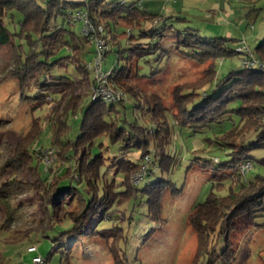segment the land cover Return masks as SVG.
<instances>
[{"label": "rangeland", "instance_id": "rangeland-1", "mask_svg": "<svg viewBox=\"0 0 264 264\" xmlns=\"http://www.w3.org/2000/svg\"><path fill=\"white\" fill-rule=\"evenodd\" d=\"M126 1L128 4L138 2L142 11L154 15L155 19L146 16L139 21L120 20L116 31L118 43L105 57L102 70L110 73L128 66L130 52L127 47L131 31L132 41L140 42L145 48L161 43V50L145 55L137 64L132 63L134 71L136 66L138 68V77L133 78L130 85L141 101L146 102L150 97L161 101L167 109L166 118L171 128L174 125L172 114L176 113L175 92L188 94L196 90L200 95L196 104L204 102L206 96L218 95L225 87L221 83L243 68L242 55L232 53L242 46L257 52L264 41V0H230L229 10L224 7V0ZM217 2L222 7L213 10ZM218 18H223L224 22H219ZM58 21L62 23V18ZM71 30L84 45L79 61L81 68H84L94 61L96 44L85 40L82 23L72 25ZM152 33L157 35L153 36ZM143 34L146 36H140ZM188 34L192 35L189 36L191 41L186 39ZM261 34L262 37H259ZM180 37L182 44L178 43ZM198 40L215 41L226 50L215 60L212 83L200 89L193 87H197L200 81L210 79L211 61L196 59L201 52L193 48L192 43ZM163 49L166 50L165 54L162 53ZM69 54L63 50L58 58ZM13 58V48L0 49V264H33L34 257L46 258L52 251L43 264H209L210 256L215 255L217 259L218 255L210 252L213 246L219 254L226 248L224 238L217 243L221 226L217 225L213 230L208 225L193 227L189 217L211 192L224 196L231 186L230 178H219L224 173L230 174L231 170L216 168L231 159L228 153L237 149L223 146L222 138L238 122L233 110L240 102L232 103L228 115L201 130L175 127L169 144L164 145L156 157L152 156V162L157 164L162 152H165L174 157L172 160L175 163L164 176L159 170L153 176H146L137 188L142 189L163 176L171 180L173 189L181 191L174 194L166 192L159 217L149 216L147 199L140 196L137 198L139 200L120 205L108 220L96 226L92 222L82 235L54 242L60 233L68 230L71 222L60 221L65 211L61 210L54 218L55 229L49 228L48 213L40 201V186H36L38 174L30 169L25 146L36 139L30 151L34 160L41 163V169L49 171L51 180L65 173L67 163L55 155L59 150L55 146V130L63 133L67 129L58 122L63 116V104L51 114L47 108L34 110L32 102L41 93L33 86L22 90L17 79L11 75ZM77 64L64 58L50 71L53 79L65 77L81 85L79 93L83 95L82 103L76 116H69L70 129L66 140H75L79 136L82 119L92 103L94 91L95 73L89 72L93 84L88 83L85 81L86 73L78 70ZM123 102L125 106H117L119 113L112 115L113 120L124 125V121L148 123L149 112L134 110L136 99L132 95L127 94ZM33 120L39 121L33 125ZM42 129L44 132L38 138ZM245 138L246 156L253 166L244 173L243 181L250 182L257 174L264 173L258 164L264 158V142L256 138L255 130L247 131ZM235 142L238 143L239 139ZM99 143L106 147L109 145L105 138L97 140L94 154L101 152ZM112 149L115 151L117 146H112ZM132 159L138 160L142 166L146 165L141 160L140 152H134ZM169 160L166 158L165 161ZM206 161L210 164L206 165ZM147 165V169H154L151 162ZM74 179L79 181V177L74 176ZM219 184H222L221 191L216 188ZM255 225L250 227L245 220L240 221L238 231L232 236L234 252L228 264H264V217L259 216ZM216 264L226 262L224 258H219Z\"/></svg>", "mask_w": 264, "mask_h": 264}, {"label": "trees", "instance_id": "trees-1", "mask_svg": "<svg viewBox=\"0 0 264 264\" xmlns=\"http://www.w3.org/2000/svg\"><path fill=\"white\" fill-rule=\"evenodd\" d=\"M79 10L85 11L95 26L104 27L110 47L108 53H111L112 46L118 43L119 37L116 31L120 20L139 21L146 16L155 17L142 11L138 2L128 4L126 0H90L84 3L61 0H0V49L9 46L14 49L12 60L14 69L11 75L17 79L22 90L27 86H33L40 91L39 97L32 102L34 110L47 108L51 114L57 106L63 104L61 108L63 116L58 122L67 129L63 133L55 130L57 138L55 146L59 148L55 155L67 163L65 173L51 180L49 171L41 169V163L34 160L30 151L31 144L33 145L36 139L25 146L30 158V169L38 174L36 186H40L38 189L42 198L40 201L48 213L49 228L55 229L54 218L58 217L61 210L65 211L60 221L71 222L68 230L60 233L54 242L66 237L82 235L92 222L96 226L108 220L120 205L139 200L137 198L140 196H145L147 199L149 216L159 217L162 199L166 192L174 194L175 191L177 193L181 191L173 189L171 180L163 177L173 167L174 157L162 152L156 164L152 162V156L156 157L158 151L169 144L175 127L201 130L228 115L232 103L240 102L233 110L238 116V122L222 138L223 146L237 149L228 153L231 159L216 168V170H231L230 174L224 173L219 177L230 178L231 186L224 196L211 192L206 201L198 204L189 217L193 227L199 224L208 225L213 230L215 226H221L217 243L224 238L226 248L219 254L213 246L210 254L215 252L218 257L216 256V259L215 255L210 256L209 264L213 262L216 264L219 258H224L228 264L234 252L232 236L238 231L240 221L243 219L247 226L253 227L256 226L255 220L259 216L264 217V173L257 174L250 182H245L244 174L240 172V165L243 162H250V158L246 156L247 147L244 146L247 131L255 130L256 138L264 142V74L256 68L249 69L243 66L240 71L231 74L221 83L225 84V87L218 95L206 96V100L200 104H196L200 96L196 90L188 94L175 92L176 113L172 114L174 125L171 128L166 118L167 109L161 101L154 97L147 98V103L141 101L134 95V88L130 85L132 79L138 77V68L136 66L134 71L132 63L137 64L145 55L161 50V43L155 47L145 48L140 42L132 41L131 31L127 47L130 52L128 66L110 72V82L126 90L128 95L136 99L134 110L142 109L144 112H149L148 123L124 121L126 125L119 124L113 120L112 115L119 113L117 106L124 107V102L106 103L92 100L84 113L79 136L75 140H66L70 129L69 116L71 114L76 116V111L82 103L83 95L79 93L81 85L65 77L53 79L50 77V71L64 58L73 60L78 63V70L86 73L85 81L91 83L89 71L86 67L81 68L79 64L84 45L81 38L71 30L73 24L70 18ZM59 18H62V23H59ZM152 35L156 36L157 33ZM186 36V39L191 41L189 36L192 35ZM85 40L91 42L87 37ZM182 42L180 37L178 43L182 44ZM192 45L201 52L196 57L197 60L211 61L210 79L200 81L196 84L197 87H193L200 89L212 83L215 75V60L226 50L215 41L198 40ZM63 50H67L70 54L58 58ZM162 53L165 54L166 50L163 49ZM232 54L240 55L237 51ZM254 54L258 59L264 60V41ZM39 120H33V125ZM43 132L44 129L39 131L38 138ZM102 138L107 139L109 145L106 147L99 143L101 152L94 154L93 148L97 140ZM238 139L239 142H235ZM112 146H117V149L114 151ZM105 152L108 154L105 155ZM134 152H140L143 164L147 165L145 162L147 156L151 158L150 162L154 169H148L147 176L155 175L158 170L163 175L142 189H138V184L132 182V176L142 167L138 160L132 159ZM166 158L171 160L165 161ZM209 164V161H206V165ZM258 164L264 170V158ZM74 176L79 177V181L75 180ZM216 188L221 191L222 184L217 185ZM52 253L53 251L46 258L43 257L45 262Z\"/></svg>", "mask_w": 264, "mask_h": 264}, {"label": "built area", "instance_id": "built-area-1", "mask_svg": "<svg viewBox=\"0 0 264 264\" xmlns=\"http://www.w3.org/2000/svg\"><path fill=\"white\" fill-rule=\"evenodd\" d=\"M70 22L75 25L77 23L83 24V35L94 41L96 44V51L94 53V61L86 66V69L95 73L94 87L92 93L93 101H104L106 103H120L126 100L127 94L121 89L114 87V84L110 82V73L103 72V62L107 53L110 50L108 39L105 37V29L101 26H95L85 11L79 10L73 13L70 18ZM237 52L242 55V65L249 69H258L264 74V60H260L256 57L246 46L239 47ZM53 154V151H51ZM151 158L147 156L145 162L149 163ZM252 167L251 163H244L240 165V172L246 173L248 169ZM147 165H143L141 170L132 176V182L139 184L147 176ZM44 259L40 256H36L33 259V264H43Z\"/></svg>", "mask_w": 264, "mask_h": 264}, {"label": "crops", "instance_id": "crops-1", "mask_svg": "<svg viewBox=\"0 0 264 264\" xmlns=\"http://www.w3.org/2000/svg\"><path fill=\"white\" fill-rule=\"evenodd\" d=\"M61 1H66V2H71V3H84V2H88V1H90V0H61ZM214 2L216 1V0H213ZM225 1V6L224 7H226V9L227 10H229L230 9V0H224ZM240 1H242V0H240ZM244 1V0H243ZM242 1V2H243ZM251 1V0H250ZM221 7H222V5L221 4H218V2L217 3H215V5L213 6V10H220L221 9ZM218 21L219 22H224V19L223 18H218ZM262 35L263 34H261V35H259V37H262Z\"/></svg>", "mask_w": 264, "mask_h": 264}]
</instances>
